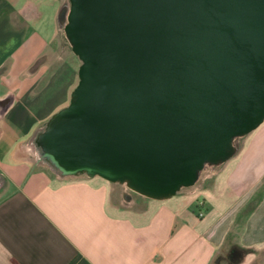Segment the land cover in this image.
<instances>
[{"label":"water","instance_id":"1","mask_svg":"<svg viewBox=\"0 0 264 264\" xmlns=\"http://www.w3.org/2000/svg\"><path fill=\"white\" fill-rule=\"evenodd\" d=\"M58 23L79 82L28 146L59 178L169 199L264 122V0H69Z\"/></svg>","mask_w":264,"mask_h":264},{"label":"crops","instance_id":"2","mask_svg":"<svg viewBox=\"0 0 264 264\" xmlns=\"http://www.w3.org/2000/svg\"><path fill=\"white\" fill-rule=\"evenodd\" d=\"M64 3L0 0V264H228L220 257L234 245L251 249L238 264H254L264 247V125L208 184L144 208L119 201L118 183L100 176L36 169L33 123L78 82L58 23ZM205 188L214 202L192 198Z\"/></svg>","mask_w":264,"mask_h":264},{"label":"rangeland","instance_id":"3","mask_svg":"<svg viewBox=\"0 0 264 264\" xmlns=\"http://www.w3.org/2000/svg\"><path fill=\"white\" fill-rule=\"evenodd\" d=\"M69 2V0H63V2ZM70 47V46H69ZM70 50L72 51V49H71V47H70ZM71 58L72 57H77L74 53H73V51L71 52ZM78 58V57H77ZM76 58V59H77ZM80 61V60H79ZM81 64V63H80ZM79 67H80V65H79ZM77 76H78V82H79V68H78V73H77ZM78 82L77 83H75V87L78 85ZM75 89V88H74ZM73 89V90H74ZM5 90V88L2 86V91H4ZM73 90L70 92V95H69V97H68V100H66V101H64V102H62L63 101V99H64V93H59L58 95H57V99L55 100V101H50V104H49V109H48V111H46V110H44V111H42L41 113H40V119H37L33 124L35 125V130H37V128L39 127V126H41L42 124H44V123H46L47 121H48V119L49 118H51L56 112H58L59 110H61L62 108H64L65 106H67L69 103H70V100H71V94H72V92H73ZM62 102V103H61ZM25 105H28L29 103H27V102H25L24 103ZM59 104V105H58ZM58 105V106H57ZM57 106V107H56ZM54 110V111H53ZM26 123V124H25ZM42 123V124H41ZM18 125H20V127L21 128H26V127H29V124H30V119H25V118H23V119H20V123H17ZM41 124V125H40ZM264 125V122L257 128V129H255L254 131H252L251 133H249V134H247L245 137H243V138H241L240 139V149H241V147L246 143V144H248V143H251L252 142V139H253V137L255 136L256 137V135H257V133L259 132V129L262 127ZM34 133V132H33ZM27 139V138H26ZM257 140H258V138H257ZM262 141H264V139L262 138L261 139ZM26 144V142H19V144H18V149L20 148H22L24 145ZM240 149H239V151L238 152H240ZM237 155V154H236ZM26 158H29V159H31V160H34L33 158H34V155H30V154H27L26 156H25ZM233 158V157H232ZM231 158V159H232ZM230 160V159H229ZM237 159H233V160H230V164H229V166L231 165V164H233V163H235V161H236ZM36 169H43V170H46V171H48V173H50V174H53V172L49 169V167H47V166H45V165H42V164H39L37 161H36ZM228 166V167H229ZM215 171H216V168H208V169H205L204 170V172H203V174H202V177H201V179L199 180V182L197 183V184H195L194 186H191V187H189V188H187L186 190H183L182 192H179L178 194H176L177 196H180V195H183L184 194V192H187V191H190L189 189H195V188H197V187H200L201 185L202 186H204L205 184H208L211 180H212V177H213V175H214V173H215ZM118 187H120V188H118V192L120 193V194H118V200L119 201H124V202H127L128 200L126 199L127 198V196H128V198H130V199H135V200H137V202H138V204H135V206L134 207H140V208H144V202H147V203H153V200L152 199H150V198H147V197H145V196H143V195H141V194H139V193H136V192H134V191H132V190H130L129 188H127V186L126 185H124L123 186V184H119L118 183ZM122 193V194H121ZM192 198H196V199H198V201H202V200H205L207 203H210V202H214L215 201V198H214V196H213V194L210 192V191H208L207 190V188H205V189H198V190H196V193L195 194H193V197ZM214 198V199H213ZM129 199V200H130ZM202 207V210H203V206H201ZM196 208V207H195ZM207 208H208V204H207ZM209 208H210V206H209ZM196 212H198L197 211V209H196ZM203 212H205V211H203ZM234 261V260H233ZM226 262L228 263V264H232V261H230L229 259H227L226 260ZM217 263H219V262H217ZM254 264H264V247H261L260 249H257V250H255V263Z\"/></svg>","mask_w":264,"mask_h":264},{"label":"trees","instance_id":"4","mask_svg":"<svg viewBox=\"0 0 264 264\" xmlns=\"http://www.w3.org/2000/svg\"><path fill=\"white\" fill-rule=\"evenodd\" d=\"M250 252H251L250 248H246L241 245H234L228 250V252L225 254L224 257H220V258H224L226 260L229 259L230 261H232V264H238L242 262L246 257V255Z\"/></svg>","mask_w":264,"mask_h":264},{"label":"built area","instance_id":"5","mask_svg":"<svg viewBox=\"0 0 264 264\" xmlns=\"http://www.w3.org/2000/svg\"><path fill=\"white\" fill-rule=\"evenodd\" d=\"M203 204V202H200L199 204H198V206H197V208H198V213H199V216H203L204 215V213H203V211H202V207H201V205Z\"/></svg>","mask_w":264,"mask_h":264},{"label":"bare ground","instance_id":"6","mask_svg":"<svg viewBox=\"0 0 264 264\" xmlns=\"http://www.w3.org/2000/svg\"><path fill=\"white\" fill-rule=\"evenodd\" d=\"M28 148H30V147H28ZM32 150V149H31ZM33 152V151H32ZM36 157V156H35Z\"/></svg>","mask_w":264,"mask_h":264},{"label":"flooded vegetation","instance_id":"7","mask_svg":"<svg viewBox=\"0 0 264 264\" xmlns=\"http://www.w3.org/2000/svg\"><path fill=\"white\" fill-rule=\"evenodd\" d=\"M4 104V103H3ZM127 198H128V196H127Z\"/></svg>","mask_w":264,"mask_h":264}]
</instances>
